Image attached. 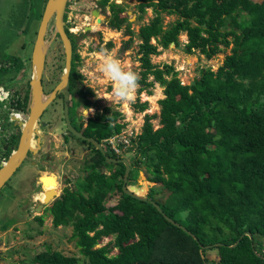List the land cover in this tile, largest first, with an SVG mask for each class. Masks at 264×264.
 <instances>
[{
  "label": "trees",
  "instance_id": "obj_1",
  "mask_svg": "<svg viewBox=\"0 0 264 264\" xmlns=\"http://www.w3.org/2000/svg\"><path fill=\"white\" fill-rule=\"evenodd\" d=\"M137 1L138 11L151 8L153 18L137 34L126 25L130 40L123 49L130 47L132 35L139 39L138 93L158 83L164 98L158 115L145 116L133 143L136 154L127 159L132 163L126 188L133 181V166L139 165L153 186L146 201L127 196L122 190L125 166L107 162L88 143L93 152L85 176L50 206L52 224L72 222L76 246L89 264H264V0ZM162 14L176 16L168 29H163ZM127 18L118 7L108 26L120 30ZM182 33L188 54L197 51L210 59L231 47L215 72L202 69L188 86L172 66L151 64L158 48L178 46ZM71 44V110H86L94 92L78 86L83 80L76 69L80 57ZM105 45L113 47L112 42ZM19 106L16 112L26 110ZM147 106L139 104L138 111ZM122 117L104 108L88 118L85 136L103 143L122 132ZM153 119H158L156 129ZM6 143L15 146L16 140ZM104 150L110 158L127 155ZM0 151L6 158L11 153ZM36 220L42 223L41 217ZM210 250L217 260L206 257ZM32 264H77V259L46 251Z\"/></svg>",
  "mask_w": 264,
  "mask_h": 264
},
{
  "label": "rangeland",
  "instance_id": "obj_2",
  "mask_svg": "<svg viewBox=\"0 0 264 264\" xmlns=\"http://www.w3.org/2000/svg\"><path fill=\"white\" fill-rule=\"evenodd\" d=\"M44 1L0 0V43L9 44L13 54L19 55L21 48L24 46L23 58H28L32 49L31 44L35 40L39 26V14L42 12ZM121 1L119 0V2ZM253 1L260 2L261 0ZM122 5L126 7V12L131 13L128 14L127 19L130 22V30L134 34H137L140 27L148 24L153 18L151 8H147L144 14H141L134 1L122 3ZM67 8L65 26L69 27V31L75 36L76 52L80 57L76 69L83 77L78 86L81 89L90 88L94 92V96L90 98L92 106L86 110L79 107L77 112L83 116V121H85L101 113L104 108L116 110L123 116L119 121L124 124L120 134L132 127L140 134L145 116L159 114L160 106L158 102L164 98L163 87L158 83H154L152 87L147 89L151 92L148 94L146 89L138 93L139 85L136 98L130 105L110 102L108 98L112 87L100 74L98 57L96 56V53L100 50H107L120 60L125 69H131L140 74L141 68L137 52L139 39L132 35L130 47L123 49L124 43L130 40L129 35L125 33L124 27L120 30L109 28L104 23L102 15L94 17L93 11L96 10L94 0H70ZM162 17L163 29H168L176 19V16L167 14H162ZM45 40L47 54L43 76L47 81H50L51 85L48 90L51 92L60 81L62 75L60 67H64L63 45L59 38L55 36L53 19L49 23ZM108 42L113 43L111 49L106 48L105 44ZM151 42L154 43V40L152 39ZM186 43L187 37L182 33L178 37V46L170 45L166 49L158 48L160 53L151 56V64L158 66L159 69L164 68V65L172 66L176 72V77L185 86L192 84L202 69H211L215 72L223 64L225 57L231 53V47H229L223 49L215 57L207 59L197 51L192 54L186 53L184 49ZM26 70L24 80H27L31 73L30 70ZM20 76V73H18L12 76V80L16 82ZM152 80L153 77L149 76L147 81L150 82ZM14 90L15 88L10 86L9 91L14 93ZM7 97L10 98V94ZM3 98H6L5 94ZM2 101L0 100V103ZM143 103L148 104L147 109L139 112L137 106ZM10 112L9 117L20 115L16 111ZM86 112H88L87 115L85 114ZM0 116L4 117L1 105ZM152 124L155 129L158 128V119H153ZM2 126L7 131L12 127V124L5 117ZM3 133L0 136L2 139L8 137L7 132ZM56 134L58 133L53 132L50 141L53 146L51 145L49 148L50 160L54 166H51L52 168L50 169L49 164L43 166L40 162L38 170L26 166L24 171L22 167L21 171L19 170L0 192V264H32L36 256L46 251L59 252L63 256L74 257L77 259V264H89L88 260L79 253V249L76 246L72 222L66 226L54 227L52 224L53 216L49 208L56 199L62 196L65 190L74 191L76 186L81 183L85 176L83 168L88 164L87 162L84 163L83 155L87 151V158H89L93 150L84 146H77L74 141H71L66 146L74 150L71 155L69 150L60 144V136H56ZM6 141H9V139L4 138L0 142V148L1 144ZM2 154L3 152L0 151V155ZM124 154H127L126 158H124L129 159V157L134 158L136 153H128L126 151ZM71 156L73 159H70ZM143 169L144 165L133 166V181L128 185V189L137 187L138 195L145 197L153 184L146 180ZM21 174H23V177L27 174L25 177L26 181H21L22 179L19 177ZM37 175H41L40 179L43 178L46 181L42 188L39 187V182L35 178ZM13 186L18 188V192L15 194L10 191ZM50 190L54 193L56 192L54 199H51L48 204L44 205L43 209L39 208L38 212H36L38 203H42L44 192ZM6 214H9L8 216L10 217L8 222L3 219ZM39 217L42 218V223L36 220ZM108 241L109 239H104L97 247L106 244ZM206 257L210 260H217L216 251H207Z\"/></svg>",
  "mask_w": 264,
  "mask_h": 264
},
{
  "label": "flooded vegetation",
  "instance_id": "obj_3",
  "mask_svg": "<svg viewBox=\"0 0 264 264\" xmlns=\"http://www.w3.org/2000/svg\"><path fill=\"white\" fill-rule=\"evenodd\" d=\"M69 1L70 0H68V2L66 4L64 14H63L64 31L67 33L68 38L70 39V42H75V36L72 35V32L69 31L70 30L69 27L65 26V21L67 20V13H68L67 6L69 5ZM131 1H134L136 3V7L139 5V2L137 0H122L121 2H119V0H107L106 2H105V0H94L96 10L93 11V16L99 17L102 15V17L104 19V23H106V25L108 26V23L112 19L113 14H114V10H116V8H118V7L123 8L126 15L128 16V12H126V10H125L126 7L124 5H122V3H127V2L130 3ZM46 2H47V0L44 1L43 6H42V10H41L42 12L39 14L40 20H41V16L43 14ZM127 24H130V22H128V19L122 27H124V29H125ZM112 30H116V29H112ZM32 45L33 44H31V47L33 48ZM24 48H25L24 46L21 48V51L23 50L22 53L20 51L19 55H17V54L15 55L11 52L9 44L6 45V43H0V89H1L0 90V100L1 101L3 100L2 103H0V105L2 106V114L4 116V117L0 116V136L4 134L3 132H7L8 137H4V138H6V139L8 138L9 140L11 138H14V140H16L15 146L13 144L11 145V144L6 143L7 141L3 142L1 144V148L4 151H5L6 147H7L6 151L9 149L12 151L13 149H15L18 146V143H19V140L21 137V133H22L23 124L25 122H27L28 117H29V108H30V103H31V100H30L31 73L27 77V80H24L23 78L26 75V72H27L26 69H28V71L30 70V72H31V63H30L31 60L30 59H31L32 49H31V52L29 53L28 58L25 59V58H23ZM45 66H46V58H45L44 68H45ZM15 71H17V73H15ZM18 73H20L21 76L19 77V80H17L15 82L14 80H12V78H13L12 76L17 75ZM10 77H11V80H10ZM41 85H42V91L46 96L54 90L53 89L51 92L48 90L49 86L51 84H50V81H47L43 75H42ZM10 86L11 87L13 86L15 88L14 93H13V91L12 92L9 91ZM5 93L10 94L11 97L10 98H8V97L3 98ZM25 100H26V102H25ZM16 101L18 102V105H20L19 107H23L24 105H26V110L17 111L18 113H20V115L15 116V119L13 120V116L9 117L10 114L8 113V111L9 110L15 111V108L17 107ZM71 102L72 101H71L70 86H69L68 119H69L71 127L74 130H76L78 133L85 136V130H86L87 125H88V120L83 121V116L79 112H77L79 107L76 108L75 110H71V107H72ZM5 117L12 124V127L7 131H5V129H3V126H2L3 120H5ZM20 124L22 126H20ZM34 130H35V132L32 135L31 147L34 148L36 152H32L29 150L26 153V157L24 158L22 164L18 167V169L16 170V172L14 173L13 176H15V174L17 172H19V170L22 167H23L24 171H25L26 166H29L30 168H34V169H37V168L39 169L40 168V166H39L40 162L43 164V166L46 164H49L50 169L52 168L51 166H54V164H52V162L50 160L51 156L49 155V148L51 145L53 146V144H50L51 136L53 135V132L58 133V134H56V136L57 135L60 136V144L64 145V147L69 150L71 155L74 153V150L70 149L69 146H68L69 148L66 147L67 145L70 144L71 141H74L75 144H77V146H84V147H87L88 149L90 148V146L88 145V142H86L82 139L76 138L67 129V123H66V120L64 118V97H63L62 92H57L55 94L54 99L50 103H48L47 106L43 109L41 115L39 116L38 120L36 121V125H35ZM4 138L2 139L0 137V142H2L4 140ZM101 145H102V143H101ZM104 148H105V146H104ZM87 155H88V152L85 151L83 158H82L84 163L87 162L89 159V158H87ZM71 158H72V156L70 157V159ZM83 170H84V168H83ZM83 172H85V171H83ZM21 175L19 176L22 179L21 181H26L25 177L27 176V174L24 175V177H23V174H21ZM35 178L39 182L38 183L39 187L42 188V182L44 181L43 184H45L46 181L43 178L40 179L41 175H37ZM1 190H0V192H1ZM17 190H18V188L15 186H13L12 189H10L12 194H15L16 192H18ZM39 204L40 203H38L37 207L39 206ZM43 208H44V204H42L41 209H43ZM8 215L9 214H6L3 218L5 222L10 221V217Z\"/></svg>",
  "mask_w": 264,
  "mask_h": 264
},
{
  "label": "water",
  "instance_id": "obj_4",
  "mask_svg": "<svg viewBox=\"0 0 264 264\" xmlns=\"http://www.w3.org/2000/svg\"><path fill=\"white\" fill-rule=\"evenodd\" d=\"M67 2L68 0H47L45 4L44 11L41 16V20L36 32V37L33 43L31 59H30L31 60L30 61L31 103L29 108V117L27 122L23 124L22 133L18 146L11 151L4 165L0 167V190L10 180V178L14 175L18 167L22 164L24 158L26 157V153L29 150L32 152H36L35 149L31 147V139L33 133L35 132L34 129H35L36 121L38 120L39 116L41 115L43 109L47 106V104L54 99L55 94L57 92H62L64 97V118L66 120L67 129L69 130V132L76 138L82 139L92 144L105 157V160L107 162L113 164H123L125 166L123 185H122V190L124 194L136 200L146 201L145 197L138 195L137 187L131 189L126 188L127 179L130 174V161L125 158H121V159L110 158L106 154L103 146L100 143H98L92 138H87L83 136L82 134L74 130L70 125L68 119V101H69V75L71 70L72 47H71L70 39L68 38L67 33L64 31V23H63V14ZM128 14L131 13L128 12ZM52 19L54 21L55 36H58L61 44L63 45L64 68L59 83L56 85L54 90L46 96L42 91L41 80L44 72L45 58L47 54V44H46L45 36L48 31L49 23ZM14 119L15 116H13V120ZM20 126L22 125L20 124ZM6 149L7 147L5 148V151ZM55 195L56 192L54 193L51 190L44 192V198L42 200V203L44 205L48 204V202L51 199H54ZM42 203L39 204V206L36 209V212H38L39 208L42 207ZM153 205L159 212H161V209L155 203H153ZM166 219L168 222L174 224L175 226L181 228L183 231L187 232V230L182 226L174 223L172 220H170L167 217ZM245 234L250 237L249 233H245ZM236 244L233 245L232 247L236 246ZM210 247L211 246L202 247V248L209 249Z\"/></svg>",
  "mask_w": 264,
  "mask_h": 264
},
{
  "label": "clouds",
  "instance_id": "obj_5",
  "mask_svg": "<svg viewBox=\"0 0 264 264\" xmlns=\"http://www.w3.org/2000/svg\"><path fill=\"white\" fill-rule=\"evenodd\" d=\"M96 56L98 57L100 74L112 87L108 101L128 105L134 102L139 88V74L131 69H125L120 60L107 50H100L96 53ZM8 95V93H5V97ZM87 113L85 114L87 115Z\"/></svg>",
  "mask_w": 264,
  "mask_h": 264
},
{
  "label": "built area",
  "instance_id": "obj_6",
  "mask_svg": "<svg viewBox=\"0 0 264 264\" xmlns=\"http://www.w3.org/2000/svg\"><path fill=\"white\" fill-rule=\"evenodd\" d=\"M138 135L139 133L132 127L122 134L111 136L109 139L105 140L102 145L103 147L105 146V148H107L110 152L120 156L126 151L134 152L133 143H135L136 137ZM6 160L7 158L4 156V154L0 155V167L4 165Z\"/></svg>",
  "mask_w": 264,
  "mask_h": 264
},
{
  "label": "bare ground",
  "instance_id": "obj_7",
  "mask_svg": "<svg viewBox=\"0 0 264 264\" xmlns=\"http://www.w3.org/2000/svg\"><path fill=\"white\" fill-rule=\"evenodd\" d=\"M153 104H154V102H153ZM31 144H32V139H31ZM43 182H44V181H43ZM42 198H43V196H42ZM42 198H41V199H42Z\"/></svg>",
  "mask_w": 264,
  "mask_h": 264
}]
</instances>
